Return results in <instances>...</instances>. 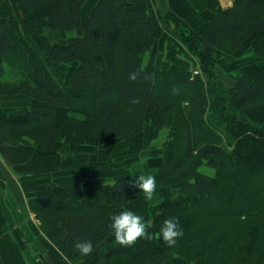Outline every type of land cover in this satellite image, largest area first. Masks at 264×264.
<instances>
[{
    "label": "trees",
    "instance_id": "16d2710c",
    "mask_svg": "<svg viewBox=\"0 0 264 264\" xmlns=\"http://www.w3.org/2000/svg\"><path fill=\"white\" fill-rule=\"evenodd\" d=\"M18 3L22 16L0 19V95L24 97L27 105L0 115V131L28 157L72 148L106 166L96 153L114 157L119 147L112 141L130 142L134 151L147 127L151 140L170 128V153L155 175L156 191L170 197L148 232L178 218L183 237L172 248L155 235L130 247L115 243L111 216L142 192L130 187L138 176L113 174L81 194L51 186L28 199L40 231L62 256L80 264L102 253L106 264H163L172 256L185 264H264V0H234L197 33L167 11L162 20L177 43L167 38L151 68L145 60L161 28L148 0H99L85 19L81 0ZM47 29L75 34L53 42ZM240 50L255 59L237 56ZM196 61L204 75L195 73ZM222 62L231 66L229 88L220 84ZM12 67L17 73L7 80ZM211 98L233 111L223 118L225 132L208 127ZM82 239L93 244L89 256L74 247Z\"/></svg>",
    "mask_w": 264,
    "mask_h": 264
},
{
    "label": "crops",
    "instance_id": "0c3cea01",
    "mask_svg": "<svg viewBox=\"0 0 264 264\" xmlns=\"http://www.w3.org/2000/svg\"><path fill=\"white\" fill-rule=\"evenodd\" d=\"M81 2L82 16L85 19L99 0H81ZM148 4L160 28L163 17L167 11L172 10L179 18L187 21L191 32L197 33L204 28H211V18L219 9L232 7L234 0H148ZM18 16H22L18 0H0V19L9 20ZM69 34L65 35L64 31L57 30L53 36L50 34L47 36L51 41L64 42L69 39ZM26 105L27 100L24 97L0 95V115L10 109H20ZM47 154L51 153L37 151L30 158L20 143L11 141L0 131V264L81 263L78 260L71 262L65 259L48 240L46 244L41 243L37 236L42 234L40 227L36 225V231L30 221L32 211L28 199L38 190L61 186L76 194L85 188L84 179L90 178L89 175L80 172H71L69 164L64 165L56 159L48 160ZM112 179L109 178L106 182H111ZM140 199L124 208L138 214L142 210L138 208V203L145 201ZM118 213L116 210V214ZM90 264H106L104 253L95 256ZM163 264H185V262L172 256Z\"/></svg>",
    "mask_w": 264,
    "mask_h": 264
},
{
    "label": "rangeland",
    "instance_id": "374dc122",
    "mask_svg": "<svg viewBox=\"0 0 264 264\" xmlns=\"http://www.w3.org/2000/svg\"><path fill=\"white\" fill-rule=\"evenodd\" d=\"M57 32V31H56ZM53 31H50L48 29V31L45 32V34L49 36L52 35L53 33H56ZM159 35H156L154 38V45H153V49L151 51L150 54H148L146 56V60H145V64L147 68H151L155 62V57L156 54H159L163 51L164 48V42L167 38H171L173 41H175L177 43V36L176 33H174L173 31L169 30L165 23L162 22V28L160 30ZM59 33V32H58ZM61 33V32H60ZM64 34L66 35L67 33L64 32ZM75 33H70L69 37L74 36ZM56 42V41H53ZM237 56H241L243 59H246V61L249 60H254L255 58H253V56L249 53V52H244V50H240L239 52H237L236 54ZM13 69L7 68V73H6V77H9L10 79L7 80H11L13 78H15V74L17 73V70L12 67ZM64 71L68 70L67 66H62L61 67ZM231 68L230 65L227 66H223V62L221 63V68L218 69V74L220 77V84L221 85H225L228 88L231 87L232 85V77L233 75L231 73H229V69ZM195 73H200L201 75H204L203 72V68L202 66L196 61L195 67H194ZM218 100L216 102V104L214 105L215 101ZM211 101L213 102V106L211 107L210 111H209V115H208V127L212 130H214L215 132H225V127L223 125V118L226 115H230L232 116L233 111L230 109V107L228 106V103L226 100L222 99V98H211ZM24 108H18V111H12V109H10L9 111L11 112H15V113H20L23 112ZM219 110V111H218ZM217 113H216V112ZM169 119H173V117H169ZM145 136L147 137L146 140H143V142H140V147L136 148L134 151H132L134 148L131 147V143H124L121 141H112V143H116L119 147V153L116 154L114 157H110V155L107 154V150L105 149H100L96 154L102 158L104 160V162H106V166L102 165V164H98V162H94V160L92 159V157L90 158H85V156L88 155H84L81 154L79 152H77L76 150H73L72 148H70V150L68 151L67 154H60V153H56L53 152L51 154H47L48 155V160H59L60 163H63L64 165L69 164L71 166V172L75 171V172H80L83 173L84 175H89L90 178L89 179H84V189L81 190V193L85 192L90 186L94 185V184H101L107 181V179H109L110 176V172L111 174H118V175H133V176H139L142 174H145L147 171H151L150 174L152 175H157L160 169V164H161V160L163 158V156L168 155L169 149H170V142H169V134H170V128L169 127H165L163 130H161V132L158 134L157 138L154 140H151L150 138V134H151V129L150 127H147V130L145 131ZM227 135V134H226ZM228 138H230L229 135H227ZM233 141V140H232ZM110 140L106 141L105 144L109 143ZM261 151L264 152V144L260 143V147ZM134 152V153H131ZM262 153V152H260ZM245 153L243 152V155ZM249 154V155H248ZM246 155L251 157L250 152H246ZM113 158V160H112ZM88 160V161H86ZM148 164L149 165V169L151 167V169L149 170H145L144 168V164ZM100 165V166H99ZM111 166H116L115 169L117 170L116 172H113L111 169H113ZM61 169V168H60ZM62 172V170H60ZM201 171L213 176L215 174V171L213 169H210L206 166H203L201 168ZM60 172L61 176H63V174ZM81 175V174H80ZM98 176V177H96ZM81 177V176H79ZM88 184V185H86ZM80 193V194H81ZM166 192H157L154 195L153 201H146L144 198V195L141 197L140 200H145L143 203H138V208L142 209L138 212V215L142 216L144 221L146 223L151 224L152 223V219L154 217V214H156L157 210H158V206L161 202H163V200L167 199L170 197V193L169 194H165ZM159 195V196H158ZM158 197V198H157ZM209 206V205H208ZM207 206V207H208ZM210 208H215V206L210 205ZM122 209H124V207L117 209V212H120ZM30 220L31 223L33 224V226L35 227L36 231V225H38L40 227L41 222L38 219V217L32 212V214H30ZM29 220V219H28ZM35 222L37 224H35ZM38 233V232H37ZM38 238H40V240L42 241L41 243L46 244L47 243V239L46 236L42 233L41 235H37ZM105 248L108 247L107 244H105L104 246ZM103 249V248H102ZM100 250V248H99Z\"/></svg>",
    "mask_w": 264,
    "mask_h": 264
},
{
    "label": "clouds",
    "instance_id": "9594fccd",
    "mask_svg": "<svg viewBox=\"0 0 264 264\" xmlns=\"http://www.w3.org/2000/svg\"><path fill=\"white\" fill-rule=\"evenodd\" d=\"M129 78L136 79L135 73H130ZM130 187L137 188L143 193L146 201H152L157 189L156 177L152 174H142L135 177L134 182H129ZM109 225L114 236L115 243L123 247H130L140 239L151 240L162 239L163 243L172 248L177 244L178 239L183 237V230L179 227L178 218L165 219L158 234L148 232L151 224L146 223L142 216L127 208L122 209L118 214L111 216ZM80 255L89 256L93 252V244L90 240H78L75 245Z\"/></svg>",
    "mask_w": 264,
    "mask_h": 264
}]
</instances>
